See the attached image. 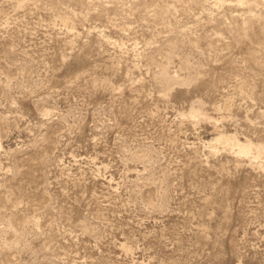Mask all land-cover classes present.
Listing matches in <instances>:
<instances>
[{
    "label": "rangeland",
    "instance_id": "374dc122",
    "mask_svg": "<svg viewBox=\"0 0 264 264\" xmlns=\"http://www.w3.org/2000/svg\"><path fill=\"white\" fill-rule=\"evenodd\" d=\"M0 144V264H264V0H0Z\"/></svg>",
    "mask_w": 264,
    "mask_h": 264
},
{
    "label": "bare ground",
    "instance_id": "6f19581e",
    "mask_svg": "<svg viewBox=\"0 0 264 264\" xmlns=\"http://www.w3.org/2000/svg\"><path fill=\"white\" fill-rule=\"evenodd\" d=\"M191 109L192 110L190 112H191L192 116H200V110L199 109H194V107L191 108ZM232 139L235 141L236 149L235 148L234 149H235V152L238 155H243V156H246V157L251 156L249 154L251 153L252 148H253L252 142H250V141L241 142L237 138H232ZM259 146H261V145H259ZM0 147H1V144H0ZM261 153H264V147H263V149L261 147L257 148V154L260 155ZM255 157H249V158H254L255 159ZM250 161H252V160H250ZM259 167L262 168V170H264V164L263 165L260 164Z\"/></svg>",
    "mask_w": 264,
    "mask_h": 264
}]
</instances>
